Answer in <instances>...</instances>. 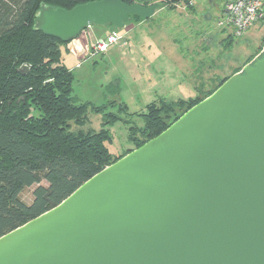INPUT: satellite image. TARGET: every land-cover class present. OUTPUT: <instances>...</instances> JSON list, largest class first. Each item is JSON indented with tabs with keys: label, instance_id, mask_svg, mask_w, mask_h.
<instances>
[{
	"label": "water",
	"instance_id": "95a60500",
	"mask_svg": "<svg viewBox=\"0 0 264 264\" xmlns=\"http://www.w3.org/2000/svg\"><path fill=\"white\" fill-rule=\"evenodd\" d=\"M158 7L42 2L34 29L77 45L89 25L120 30ZM0 264H264V47L160 134L2 235Z\"/></svg>",
	"mask_w": 264,
	"mask_h": 264
},
{
	"label": "trees",
	"instance_id": "16d2710c",
	"mask_svg": "<svg viewBox=\"0 0 264 264\" xmlns=\"http://www.w3.org/2000/svg\"><path fill=\"white\" fill-rule=\"evenodd\" d=\"M88 1L92 0H0V237L58 205L91 176L160 134L241 70L225 78L212 77L210 86L198 87L193 97L149 103L139 113L142 127L125 120L134 146L119 153L111 147L110 126L120 119L124 105L80 101L73 95L74 69L62 57L63 45L70 46L66 50L72 53L73 41L34 29L42 2L71 9ZM22 65L29 66L28 73L18 71ZM116 107L118 112L113 111ZM91 112L101 115L98 129L90 125ZM34 185L33 200L26 203L21 193Z\"/></svg>",
	"mask_w": 264,
	"mask_h": 264
},
{
	"label": "rangeland",
	"instance_id": "374dc122",
	"mask_svg": "<svg viewBox=\"0 0 264 264\" xmlns=\"http://www.w3.org/2000/svg\"><path fill=\"white\" fill-rule=\"evenodd\" d=\"M225 1L198 0L192 11L172 0H156L159 7L152 17L131 16L127 27L120 30L122 39L117 44L105 53L87 57L80 67L73 68V95L80 101L95 105L114 101L117 107L124 105L119 111L120 119L110 126L111 147L115 151L121 153L134 146L130 124L125 120L142 127L144 120L139 113L145 112L149 103L159 98L177 101L193 97L198 87L210 86L212 77L231 75L262 51L264 19L242 37H235L230 27L218 25ZM92 28L90 34L99 37L98 32L106 27L93 24ZM87 31L88 27L79 38L86 39L84 46L88 48L91 39ZM66 47L64 44L62 48L63 62L70 65L73 58ZM73 54L76 55V50ZM117 107L114 112H118ZM101 121V115L90 113L93 128H100ZM35 187H26L21 193L26 203L32 202Z\"/></svg>",
	"mask_w": 264,
	"mask_h": 264
},
{
	"label": "built area",
	"instance_id": "2783aa9c",
	"mask_svg": "<svg viewBox=\"0 0 264 264\" xmlns=\"http://www.w3.org/2000/svg\"><path fill=\"white\" fill-rule=\"evenodd\" d=\"M185 8L194 7L198 0H172ZM264 19V0H226L224 14L218 20L220 27H230L235 37H242L256 22ZM126 27V25H125ZM124 27V28H125ZM89 29L92 25L88 26ZM121 30V29H120ZM120 30L111 31L101 37H93L90 49L76 47V66L80 67L82 60L89 56L105 53L122 39ZM122 30H124L122 28Z\"/></svg>",
	"mask_w": 264,
	"mask_h": 264
},
{
	"label": "crops",
	"instance_id": "0c3cea01",
	"mask_svg": "<svg viewBox=\"0 0 264 264\" xmlns=\"http://www.w3.org/2000/svg\"><path fill=\"white\" fill-rule=\"evenodd\" d=\"M197 5V4H196ZM196 5L193 7L194 8V10L196 9ZM106 28L105 29H103L102 31H99L98 32V34H100V36L99 37H101V36H103L105 33H107V31H109V29H110V27H108V26H105ZM127 27V26H126ZM93 30V28L92 29H89V31H87V35H89L88 37H90V46L87 48L86 46H84V42H85V38L84 37H81L80 38V43H78L77 45H74L73 43H72V45L74 46L73 47V51L74 50H76V47H78V46H80V47H83V48H86V49H90V47H91V45H92V41H93V37H94V35H93V32L90 34V32ZM91 35V36H90ZM73 51H72V53H70L71 54V57L73 58V63L72 64H70V65H67L68 67H70V68H76V67H74L75 66V64H74V62L77 60L76 59V55H74L73 54Z\"/></svg>",
	"mask_w": 264,
	"mask_h": 264
}]
</instances>
